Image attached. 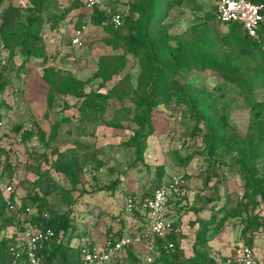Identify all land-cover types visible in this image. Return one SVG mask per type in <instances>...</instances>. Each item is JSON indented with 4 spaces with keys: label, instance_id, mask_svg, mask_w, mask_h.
Wrapping results in <instances>:
<instances>
[{
    "label": "trees",
    "instance_id": "16d2710c",
    "mask_svg": "<svg viewBox=\"0 0 264 264\" xmlns=\"http://www.w3.org/2000/svg\"><path fill=\"white\" fill-rule=\"evenodd\" d=\"M5 1L0 0V5ZM27 1L28 5L24 8L7 5L0 13V45L8 53L6 60L20 58L18 69L24 72L27 71L26 65L29 61H38L41 67L40 80L46 85V105L51 106L58 97H71L78 102L79 116L73 125V137L67 126L61 131L64 125L71 124L72 120L67 117H61L52 124L46 141L40 131H21V142L25 143L36 137L49 150L48 154L44 151L37 155V162L41 161L47 168H52L68 183V188L51 181L47 169L42 179L31 183L35 191L29 192L23 198L16 197L10 181L6 183L4 191H0V229L3 230L0 236V264H20L14 260L9 248L15 246L21 235L28 230H50L53 233L39 250L40 264H80L81 248L94 240L89 234L72 235L74 229L69 217L78 197L87 195L81 169L86 165L87 154L92 147L77 138L93 136L95 127L107 122L111 105L112 115L121 120L126 114L129 123L130 133L119 143L128 152L130 162L127 168L144 166V152L148 138L154 133L155 116L163 114L159 107L168 109L171 104L187 108L192 121L190 138L203 136L210 152L231 157L243 174L241 196L236 207L217 221L213 214L208 219L197 214L207 210L220 211L223 204L216 206L208 201H199L201 203L197 208L190 207L197 217L191 223L195 227L191 256L184 258L179 245L182 238L179 220L167 217V209L171 203L175 206L173 210L179 211L176 206H180L181 201L186 199L184 195H180V188L178 193L169 197L166 206V218L171 221L170 231L164 237H152L150 247H144L147 253L144 254L136 248L143 245H131L112 264H240L238 259L231 261L223 257L215 258L209 242L220 233L222 226L230 218H238L241 222V237L264 227V215L254 212L258 208L259 200L264 199V176H259L255 166L258 162L264 163V101L251 100L255 91L264 90V23L259 27L258 37L252 38L236 23L220 24L216 17L215 3L207 7L196 0H162L160 3L157 0H147L143 9L132 2L126 12L116 10V2L110 3L109 10L93 7L90 9L89 22L101 27L110 42L114 46L118 45L116 47L121 50V54L99 56L96 71L90 79L82 80L49 63L50 53L42 30L45 13L46 21L53 30L58 29L60 22L73 11H77V20L80 21L85 16L84 8L87 9L83 0H67V6L58 14L50 11L51 0ZM249 1L264 3V0ZM174 8L192 13V25L181 34H172L169 31L170 26L164 23ZM158 9H161L159 18L153 14ZM113 13H118L122 20V25L116 29L110 22ZM140 15L142 22L139 21ZM221 27H225L226 31L222 32ZM67 47L73 48L69 41ZM162 63L165 65L162 66ZM1 64L0 95L9 85L4 73L5 60ZM205 67L214 70L218 77L233 85L239 95L243 96L251 117L245 135L237 132L225 109H217L210 92L204 88L184 84L183 94H176L175 90L168 89L162 96H157L158 87H164L167 83L176 85V78L183 71ZM132 70H136V73L131 81L129 71ZM113 75L119 77L117 81L112 79ZM90 80L98 81L96 88L86 89ZM126 100L130 102L129 106H124ZM116 102L121 106L116 107ZM0 105H3V101H0ZM66 107L65 103L64 108ZM208 112L218 120L212 136L202 123V115ZM14 130L19 132L21 126L17 125ZM66 142L72 146L60 149L59 146ZM0 154L7 153L0 148ZM190 158L191 155L178 159V166L186 165ZM12 166L10 163H0V177L6 174V178L10 179ZM156 176L137 200L128 197L132 198V211L139 219L138 227L129 232V235H134L144 226L145 221L138 211L141 203L150 198L156 188L172 178L161 183L164 171L160 166ZM180 176L184 180L191 178L189 174ZM210 180L211 176H206L204 184ZM118 183L119 179H115L102 189L113 190ZM7 186H11L8 192L5 189ZM57 196L59 200H56ZM195 200H199V194L195 195ZM55 204L63 209L56 210ZM120 214L115 216L119 218ZM7 227H12L13 231L5 232ZM123 230L121 222L116 230L108 227L103 239L118 240L124 235ZM251 243L249 238L246 244L250 247ZM169 244H172L171 248ZM21 264L26 263L22 260Z\"/></svg>",
    "mask_w": 264,
    "mask_h": 264
},
{
    "label": "rangeland",
    "instance_id": "374dc122",
    "mask_svg": "<svg viewBox=\"0 0 264 264\" xmlns=\"http://www.w3.org/2000/svg\"><path fill=\"white\" fill-rule=\"evenodd\" d=\"M51 12L60 13L68 4L67 0H51ZM205 6L214 5L216 0H196ZM111 2H116V10L126 12L128 5L132 2L143 9L147 0H105L104 8L109 10ZM162 0H157V3ZM7 5L24 8L28 5L27 0H6L0 5V13ZM161 9L154 11V16L159 18ZM85 16L78 21L77 11H73L65 16L60 22L59 28L50 29L46 21V13L43 15L45 21L42 36L50 53L49 63L55 65L60 71L70 73L79 79H90L97 69V59L101 55H120L121 50L110 42V38L103 32L102 28L89 22L90 9H85ZM143 18L139 16V21ZM164 23L170 26L172 34H181L192 25V13L181 8H174L170 11L169 17ZM76 29H83L84 36L79 48L67 47L68 41ZM225 32L226 28L221 27ZM118 46V45H117ZM8 53L0 45V69L1 62L5 60L4 73L9 81V85L0 95V148L7 154H0V163L12 164L10 179L6 174L0 177V191H4V186L8 181L14 186L16 197L23 198L29 192L35 191L32 182L42 179L45 169L51 181L61 187L68 188V183L57 175L52 168H47L43 162H37L38 156L42 152L49 153V150L40 144L36 137L23 143L20 141L21 131L28 129L34 133L42 132L46 141L50 134L52 124L61 117L71 119V124L64 125L61 131L67 126L75 133L74 123L78 118V102L71 97L56 98L51 106L45 103L46 85L40 80L41 67L39 62L31 60L27 63V71L18 69L20 58L16 57L7 61ZM165 63H162L164 66ZM206 66V64H203ZM136 70L129 71L131 81L134 79ZM118 76L113 75L114 81ZM86 89L96 88L97 80H90ZM184 84L193 85L199 89H206L210 92L211 98L215 101L217 109H225L229 121L235 126L240 135H245L251 123L249 107L245 104L243 96L231 84L223 81L214 70L205 67L202 69H190L183 71L176 78V85L165 84L158 87L157 96H162L165 90L173 89L176 94H183ZM105 91V90H102ZM251 100L264 101V90L253 93ZM66 103V108L64 105ZM116 107L121 104L115 103ZM126 100L124 106H129ZM163 114L155 116L154 133L147 140V147L144 152V166H137L128 169L130 162L128 152L121 148L119 143L126 139L129 131V123L124 114L121 120L112 115L113 108L109 105L107 122L95 127L93 136H79L77 139L82 143L90 144L92 147L87 156L88 161L81 169L84 179V188L87 195L78 197L76 206L73 207L69 217L73 226L72 235L84 233L89 234L91 239H103L108 227L116 230L123 226L124 234L135 230L139 225V219L134 212L127 211L126 200L128 197L137 200L143 192L151 185V181L156 179V172L160 166L164 171L162 182H166L173 176L189 174L190 179H185L181 187V194L186 197L181 201L180 206H176L179 211L173 210L175 206L171 203L167 209V217L180 223V233L182 238L179 241L183 257L191 256V244L193 241L195 227L191 223L197 216L208 219L212 214L217 221L226 212L233 210L239 197L241 196V186L243 174L232 162L229 156H219L207 149L206 143L199 136L190 138L189 132L192 121L188 116L187 108L171 104L170 107H159ZM202 123L205 129L212 136L218 125V120L211 113L202 115ZM17 125L21 130L16 132ZM60 131V132H61ZM67 143L60 149L70 147ZM178 154V156H177ZM191 155L190 161L184 166H178V159ZM259 176H264V163L255 164ZM213 174V175H212ZM211 176V180L204 184L206 176ZM115 179H119L118 185L113 190H103ZM264 183V181H263ZM199 194V200H195V195ZM7 195V192H4ZM76 194L74 193V196ZM59 200V197H56ZM208 201L216 206L224 205L222 210L201 212L197 216L190 210V207L197 208L201 203ZM53 204V203H52ZM56 210L63 209L55 204ZM254 212L264 215V199L259 200L258 208ZM121 213L119 218L115 215ZM116 217V218H112ZM120 221V222H118ZM1 226V225H0ZM15 228V227H14ZM242 224L238 218H230L214 236L209 246L213 249L212 255L215 258H227L235 261L239 258L244 247H249L246 243L250 238L252 243L249 247L259 258L264 256V227L259 228L241 237ZM5 232L13 231L12 227H7ZM3 230L0 229V236ZM145 246H136L144 254L147 253ZM127 264V263H126Z\"/></svg>",
    "mask_w": 264,
    "mask_h": 264
},
{
    "label": "built area",
    "instance_id": "2783aa9c",
    "mask_svg": "<svg viewBox=\"0 0 264 264\" xmlns=\"http://www.w3.org/2000/svg\"><path fill=\"white\" fill-rule=\"evenodd\" d=\"M86 8H104L105 0H83ZM216 17L220 24L236 23L252 38L258 37V30L264 23V3L256 4L249 0H216ZM110 22L113 28L122 25L118 13L111 14ZM83 29H76L69 39L72 47H80L84 36ZM184 184L182 176H173L169 182L156 188L151 197L141 203L138 208L140 217L145 223L134 235L124 234L118 240L100 239L83 245L80 250V264H112L120 258L131 245L150 247L154 236L164 237L171 229V221L166 218V206L171 195L179 192ZM10 191L11 186H7ZM127 211L133 208L132 198L126 200ZM29 212V209H26ZM53 236L52 231H25L15 246L9 248L14 260L21 264H40L39 250ZM172 247V244H169ZM240 264H264V259L258 258L249 247H244L238 258Z\"/></svg>",
    "mask_w": 264,
    "mask_h": 264
},
{
    "label": "crops",
    "instance_id": "0c3cea01",
    "mask_svg": "<svg viewBox=\"0 0 264 264\" xmlns=\"http://www.w3.org/2000/svg\"><path fill=\"white\" fill-rule=\"evenodd\" d=\"M259 258L264 259V256H259Z\"/></svg>",
    "mask_w": 264,
    "mask_h": 264
}]
</instances>
